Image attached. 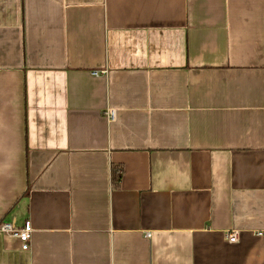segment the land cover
Segmentation results:
<instances>
[{"label": "crops", "instance_id": "0c3cea01", "mask_svg": "<svg viewBox=\"0 0 264 264\" xmlns=\"http://www.w3.org/2000/svg\"><path fill=\"white\" fill-rule=\"evenodd\" d=\"M28 219L0 264H264V0H0V226Z\"/></svg>", "mask_w": 264, "mask_h": 264}, {"label": "built area", "instance_id": "2783aa9c", "mask_svg": "<svg viewBox=\"0 0 264 264\" xmlns=\"http://www.w3.org/2000/svg\"><path fill=\"white\" fill-rule=\"evenodd\" d=\"M112 115H114V112H112ZM0 231L13 235L17 238H19L22 241V248L28 249L30 247V240L32 237L33 232V226L31 220H26L21 227H16L10 222H4L0 226ZM262 234V233H258ZM148 236L151 235V233L147 234ZM228 238L231 242H236L239 239L238 231H233L228 234Z\"/></svg>", "mask_w": 264, "mask_h": 264}]
</instances>
